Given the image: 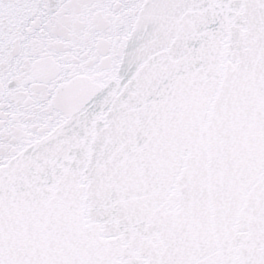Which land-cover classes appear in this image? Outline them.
Instances as JSON below:
<instances>
[{
	"label": "snow or ice",
	"instance_id": "1",
	"mask_svg": "<svg viewBox=\"0 0 264 264\" xmlns=\"http://www.w3.org/2000/svg\"><path fill=\"white\" fill-rule=\"evenodd\" d=\"M0 264H264V0H0Z\"/></svg>",
	"mask_w": 264,
	"mask_h": 264
}]
</instances>
